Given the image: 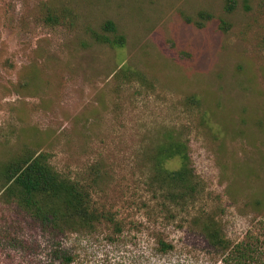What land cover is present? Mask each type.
I'll list each match as a JSON object with an SVG mask.
<instances>
[{"label":"rangeland","instance_id":"rangeland-1","mask_svg":"<svg viewBox=\"0 0 264 264\" xmlns=\"http://www.w3.org/2000/svg\"><path fill=\"white\" fill-rule=\"evenodd\" d=\"M234 1L0 0V160L50 152L120 228L54 231L0 198V264H264V0ZM108 19L123 46L94 41ZM122 65L145 80L115 77ZM169 135L199 183L188 206L151 179Z\"/></svg>","mask_w":264,"mask_h":264},{"label":"trees","instance_id":"trees-1","mask_svg":"<svg viewBox=\"0 0 264 264\" xmlns=\"http://www.w3.org/2000/svg\"><path fill=\"white\" fill-rule=\"evenodd\" d=\"M226 1V9L232 10L235 1ZM199 14L207 19L212 18L206 10H201ZM60 17L61 14L55 9L47 8L46 21L59 23ZM102 29L103 32L92 31L96 43L111 47L124 45L125 38L117 32L113 21L106 20ZM115 77L122 81L145 80L143 75L127 65H122ZM190 99L197 101L194 96ZM173 159L178 160V166L167 165ZM151 165V179L157 183L166 200L181 207L194 203L199 183L190 166L187 143L183 139L169 135L160 142L151 155ZM97 170L98 166L93 165L92 171L95 173ZM92 190L93 183L83 182L58 170L47 151L25 146L4 161L0 160V198L16 203L54 231L91 230L104 219L112 221L120 230L111 214L93 206ZM199 228L209 244L221 250L228 249L229 240L224 238L223 230L215 219L204 217ZM238 256L245 254L240 253Z\"/></svg>","mask_w":264,"mask_h":264}]
</instances>
